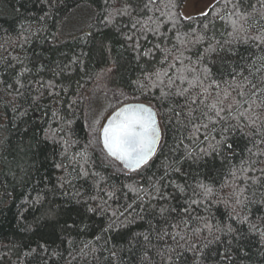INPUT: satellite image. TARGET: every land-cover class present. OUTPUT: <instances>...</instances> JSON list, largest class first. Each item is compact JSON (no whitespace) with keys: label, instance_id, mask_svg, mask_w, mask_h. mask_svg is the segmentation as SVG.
Masks as SVG:
<instances>
[{"label":"trees","instance_id":"trees-1","mask_svg":"<svg viewBox=\"0 0 264 264\" xmlns=\"http://www.w3.org/2000/svg\"><path fill=\"white\" fill-rule=\"evenodd\" d=\"M185 1L156 0L148 10L149 0H0V264H264V143L246 126L248 116L264 124V43L252 39L264 35V0H239L244 19L225 0L184 18ZM80 9L84 28L60 40ZM233 21L246 31L234 33ZM245 77L241 98L230 86ZM196 78L219 88L200 96L188 83ZM99 82L125 95L117 106L156 111L160 143L135 171L107 156L113 171L89 141L85 107ZM179 89H189L186 98ZM252 91L259 99L249 108ZM217 93L239 107L194 132ZM180 220L187 227H171Z\"/></svg>","mask_w":264,"mask_h":264},{"label":"snow or ice","instance_id":"snow-or-ice-1","mask_svg":"<svg viewBox=\"0 0 264 264\" xmlns=\"http://www.w3.org/2000/svg\"><path fill=\"white\" fill-rule=\"evenodd\" d=\"M155 3L156 0H149L148 4H145L144 7L148 10H151L149 8V5ZM228 4H232V15L237 16L238 19H244L243 13L239 12V0L235 4H233V0H225V5L227 6ZM201 15L207 16L208 13L204 12L201 13ZM232 26L234 33L246 31L242 27V25L238 26L236 21L232 22ZM133 27H135V25H133ZM205 27L207 26L205 25ZM128 39H131V37H128ZM252 39H256L260 43H264V35H257L256 37H252ZM156 47L159 48V44H157ZM212 50L214 51V49ZM150 52L151 50L145 52L144 55L147 56L150 54ZM169 56H171V52H166L165 58L163 61H161V63H166ZM172 59L174 61H178L180 64H183V61L180 60V58L177 56H172ZM168 67L174 68L175 64H169ZM187 71H189V69L187 68L177 69L176 79L183 83L186 79L184 73ZM205 72H207V70H205ZM152 75H154L157 80H160L161 72L158 71ZM163 75L167 76V72H164ZM149 79H151V77H149ZM168 79L169 83L167 87L171 88L174 85L175 81L172 79V77H168ZM244 81V83L238 82L235 85L230 86L231 90L236 91L237 96L241 98L245 96L244 88L247 86V84L251 83V81H248L247 77L244 78ZM160 82L163 83V81ZM188 83L190 87H198L201 89V91L198 92V95L200 96L210 95V88H219V85L215 83L209 84L207 87H205L204 82L199 78H196L195 81H188ZM141 87H146V85H143ZM252 88L255 89L256 85L253 84ZM259 91L264 93V89H260ZM188 92L189 89H179L175 94L179 97L186 98V94ZM161 94L163 96H167L170 93L162 91ZM228 94L229 93L226 92L225 97H227ZM251 95L254 99L249 104V108H251V104H254L256 102V99H259V97L257 96V91H252ZM196 102V100L191 101L192 104H195ZM245 103H248V101H245ZM261 105L264 106V101H261ZM234 107H239V102H234V104L232 105L225 106L224 101L219 99V93H217V102L210 105L206 104L205 108L207 109V111L200 113L201 117L208 121V123H201L199 125L193 123L192 127L194 129V132H200L201 129H207L209 127V123L216 124L221 121L226 122V118L232 115ZM175 115L179 117L182 115V112H176ZM240 115L244 116V113H240ZM187 116L189 117L188 122L192 123V121L195 119L192 109L189 110ZM247 119L250 122L246 126L249 129H255V131L251 132L250 134L257 138H261L257 139V143H264V124H257L256 121L257 119H259L258 116L255 119L252 116H248ZM227 130V128L224 129V131ZM55 135L56 133L53 132V136ZM159 139L160 130L156 122V114L150 108L145 107L143 104H126L123 107L118 108L113 113V116L109 117L108 123L105 124L102 129H100V140L108 156L122 162L125 167L129 168L132 171H135L142 165L147 164L149 158L155 152V148ZM205 139H207V136H205ZM217 144L223 147L226 144V138H222L221 141L217 142ZM226 146L228 149L232 148L231 144H226ZM212 150H216V145L212 146ZM253 182L256 181L254 180ZM200 187L203 188L204 186L201 185ZM129 190L135 191V189L132 188H130ZM180 190L183 191V189ZM210 192L211 189L205 188V195L209 194ZM107 195L111 198L113 193H107ZM193 203L196 202L193 201ZM237 203H241V201L238 199ZM129 207H131V205H129ZM166 211H168V209L161 208L160 214L164 215ZM172 211L176 210L172 209ZM184 212L187 213L188 209H184ZM122 214L123 213H121V215ZM188 222V220H180L178 223L171 225V227L179 229L181 224L187 227ZM204 226L209 229L211 228V226L208 225L206 221L204 222ZM252 227L255 228L254 225ZM228 230L232 231L231 228H229ZM193 231L199 232L200 229L196 228ZM166 234L167 233H165V235ZM261 236L262 238H264V233H261ZM173 238L175 239V237ZM144 239L148 240V236H145ZM181 239H183V237H181ZM191 247L195 249L197 245L193 244L191 245ZM112 255L113 257H115V252H113ZM224 258L230 259L227 254H225Z\"/></svg>","mask_w":264,"mask_h":264},{"label":"rangeland","instance_id":"rangeland-1","mask_svg":"<svg viewBox=\"0 0 264 264\" xmlns=\"http://www.w3.org/2000/svg\"><path fill=\"white\" fill-rule=\"evenodd\" d=\"M216 0H186L182 7V16L184 18H190L195 15H199L208 10V8ZM88 21V14L85 9H80L72 13L66 18L61 27V39H67L82 30ZM99 87H94L93 100L87 99L85 107V126L87 131V136L93 148L96 150L100 159L106 164H110L113 171H120L114 163L107 159V155L102 148L100 142V129L102 128L105 120L109 114L114 111L120 101L125 100L126 97L121 92H114L113 94L107 90V87L103 86L102 82H99ZM97 90V91H96ZM107 103H110L108 106ZM113 106V107H112ZM112 108V109H111Z\"/></svg>","mask_w":264,"mask_h":264},{"label":"water","instance_id":"water-1","mask_svg":"<svg viewBox=\"0 0 264 264\" xmlns=\"http://www.w3.org/2000/svg\"><path fill=\"white\" fill-rule=\"evenodd\" d=\"M126 104H143L145 107L150 108V109L156 114V112H155V110L152 108V106H150V105H148V104H146V103H144V102H131V103H126ZM126 104H123V105H121V106L118 107V108H121V107H123V106L126 105ZM118 108H117V109H118ZM117 109H115V110H114V111H113V112L107 117V119L105 120L103 126H104L105 124L108 123L109 117L113 116V113H114ZM156 122H157V125H158L159 130H160V126H159V124H158V120H157V115H156ZM103 126H102V128H103ZM160 139H161V130H160ZM160 139H159V141H158V143H157V145H156L155 152H156L157 147H158V145H159ZM101 144H102V142H101ZM102 147H103V144H102ZM103 149H104V147H103ZM104 151L106 152L105 149H104ZM155 152H154V154H155ZM106 154H107V152H106ZM154 154H153V155H154ZM107 155H108V154H107ZM153 155H152L151 157H153ZM109 157H110V156H109ZM151 157H150V158H151ZM111 158H112V157H111ZM150 158H149V159H150ZM112 159H114V158H112ZM114 160H115V159H114ZM115 161H117V162L121 165V167H122L123 169H125V170H127V171H132V170H130L129 168L125 167V165H124L122 162H120V161H118V160H115ZM138 169H139V168H138Z\"/></svg>","mask_w":264,"mask_h":264}]
</instances>
